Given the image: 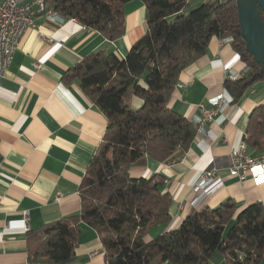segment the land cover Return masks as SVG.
<instances>
[{"label": "trees", "instance_id": "obj_1", "mask_svg": "<svg viewBox=\"0 0 264 264\" xmlns=\"http://www.w3.org/2000/svg\"><path fill=\"white\" fill-rule=\"evenodd\" d=\"M131 0H45L64 20L98 30L109 41L125 32V5ZM147 31L126 56L101 49L64 72L65 85L77 83L107 116L104 141L90 158L79 186L76 214L28 233L33 264H71L84 226L95 228L108 264H209L222 251L228 264H264V204L255 202L237 215L232 199L189 214L179 227L145 240L155 226L172 220L173 197L166 180L133 176L149 159L172 163L198 134L196 122L169 106L182 72L205 54L211 39L228 41L247 64L243 76L224 87L237 103L264 83V64L248 51L236 0H208L189 9L190 0H142ZM143 100L132 106V97ZM248 150L264 153V104L249 115Z\"/></svg>", "mask_w": 264, "mask_h": 264}, {"label": "crops", "instance_id": "obj_2", "mask_svg": "<svg viewBox=\"0 0 264 264\" xmlns=\"http://www.w3.org/2000/svg\"><path fill=\"white\" fill-rule=\"evenodd\" d=\"M125 15L123 36L109 41L76 20L54 21L38 13L37 27L25 33L8 72L0 77V264H29L28 233L80 211L79 186L90 158L104 141L108 119L77 83L65 85L62 77L93 51L106 49L126 56L147 31L146 6L142 0H131ZM247 71L232 44L213 37L206 53L180 75L182 87L174 90L169 106L190 120L206 116L201 105L213 107L211 98L224 94L227 99L215 107L212 119L205 120V131L197 134L178 160L149 159L146 165L132 168L133 176H163L164 191L173 197L172 220L153 227L145 240L179 227L193 212L218 207L228 199L238 205L235 215L252 203L264 204V182L256 183L251 176L240 180L228 170L231 150L245 141L250 113L264 104V83L255 85L239 102H231L224 81ZM142 104L141 98L132 97L133 107ZM211 165L218 167L219 177L205 194L196 196L193 185ZM75 251L74 264H108L99 233L89 225L84 226ZM209 264L228 261L216 250Z\"/></svg>", "mask_w": 264, "mask_h": 264}, {"label": "built area", "instance_id": "obj_3", "mask_svg": "<svg viewBox=\"0 0 264 264\" xmlns=\"http://www.w3.org/2000/svg\"><path fill=\"white\" fill-rule=\"evenodd\" d=\"M38 13H42L54 21H64V18L56 13L45 0H0V77H4L8 72L25 33L37 27L36 16ZM37 66L40 67V65ZM178 86L182 87L181 84ZM225 98L224 94L211 98L209 100L213 106L211 108L201 105L206 116L196 120L198 133L205 131V120L212 119L216 111L215 107L222 106L227 99ZM229 159L228 170L231 176L238 177L240 180H246L251 176L256 183L264 182V153L250 154L247 143L243 141L239 147L231 150ZM218 170V167L213 165L201 173L192 188L196 196L207 192L219 177ZM2 232L0 229V233Z\"/></svg>", "mask_w": 264, "mask_h": 264}, {"label": "water", "instance_id": "obj_4", "mask_svg": "<svg viewBox=\"0 0 264 264\" xmlns=\"http://www.w3.org/2000/svg\"><path fill=\"white\" fill-rule=\"evenodd\" d=\"M236 5L247 49L264 64V0H236Z\"/></svg>", "mask_w": 264, "mask_h": 264}, {"label": "rangeland", "instance_id": "obj_5", "mask_svg": "<svg viewBox=\"0 0 264 264\" xmlns=\"http://www.w3.org/2000/svg\"><path fill=\"white\" fill-rule=\"evenodd\" d=\"M197 4H198L197 2H191L189 9L194 8ZM211 166H213V165H211ZM211 166H209L208 168H210Z\"/></svg>", "mask_w": 264, "mask_h": 264}]
</instances>
